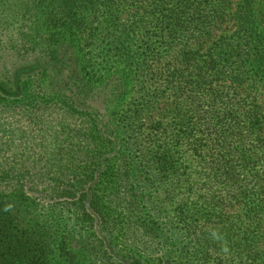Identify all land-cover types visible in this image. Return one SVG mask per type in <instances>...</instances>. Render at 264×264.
<instances>
[{
  "label": "trees",
  "instance_id": "obj_1",
  "mask_svg": "<svg viewBox=\"0 0 264 264\" xmlns=\"http://www.w3.org/2000/svg\"><path fill=\"white\" fill-rule=\"evenodd\" d=\"M134 1L0 0V15L10 19L0 24V158L6 155L0 163V264H195L212 255L222 263L230 253L238 261H264L263 179L257 187L205 183L204 208L185 205L177 213L194 247L155 224L147 185L121 144L144 111L140 104L150 108L166 93L180 97L191 88L206 90L210 104L202 136L211 146L204 151L246 158L240 150L253 138L264 153L260 104H235L210 90L230 76L258 100L253 89L264 80L259 0H159L155 7L167 31L186 41L157 65L136 55L138 31L125 27ZM228 12L238 29L205 48L200 39L207 40L211 24ZM147 26L138 27L144 55L151 51ZM100 98L102 106L96 105ZM197 104L194 96L187 100V106ZM121 108L129 110L124 131L116 119ZM178 117L184 123L182 112ZM15 122L25 126L11 131ZM6 132L9 139L1 136ZM163 146L166 174L171 166ZM222 167L226 173L211 172L238 180L232 162ZM255 195L261 200L252 207L247 199ZM32 214L36 222L25 228L22 218Z\"/></svg>",
  "mask_w": 264,
  "mask_h": 264
},
{
  "label": "rangeland",
  "instance_id": "obj_2",
  "mask_svg": "<svg viewBox=\"0 0 264 264\" xmlns=\"http://www.w3.org/2000/svg\"><path fill=\"white\" fill-rule=\"evenodd\" d=\"M136 4L128 8L130 21L125 23V27L129 30L138 31V35L133 40L134 50L137 56H144L147 58L149 65H157V60L162 59L166 62L168 56L173 49L180 50L184 47L186 40L179 38V35H171L168 27L163 24V16L156 8V4L159 0H135ZM2 6L0 7V11ZM211 14L212 11H209ZM153 16H156L153 18ZM10 20L8 17L0 15V24ZM162 21V22H161ZM217 21V22H216ZM221 20H215L214 24H211L212 33L204 41L205 48L213 45L224 34L228 35L236 31L237 25L234 18V13L228 12L225 16V20L220 23ZM256 24L260 32L264 34V3L259 0L256 6ZM143 24H147L149 29V35L152 36L150 40L151 51L144 55L142 46H146L143 37L139 34L138 27ZM207 30V29H206ZM225 35V36H226ZM264 36V35H263ZM196 45L193 43L191 46ZM91 48V47H90ZM157 68V67H155ZM250 82V81H248ZM251 88V87H250ZM243 89V88H242ZM238 88L235 81L230 76L222 77L219 81H216L210 90L216 91L221 95H226L231 99L233 103H239L244 101L246 105H256L258 102L260 107L263 108V114L258 118V126L264 128V80H261L253 91L257 94L258 100L254 101L253 96H248L246 91H242ZM104 90V87L100 86V91ZM251 92V95H254ZM206 90L194 91L191 88L186 89L180 97H175L173 94L166 93L157 101H155L150 108H143L142 115L130 126L128 132L121 135V144L124 146V150L129 157L132 158L139 167L142 180L144 179L147 185L148 193L152 197L151 206L154 211L155 224L162 227L166 235H174L177 232L183 237L187 243L195 246V240L192 237L183 234L184 227L179 223L177 213L182 207H186L190 210L193 206L198 208H204L203 197H201V190L205 183L213 184L218 183L224 185L225 183H237V187H257L259 179L264 180V153L260 152L261 148L257 149L255 146L259 145V141L256 139H249L240 151H246L247 156L243 158V155L235 157L223 156L224 153L218 152V154H209V151H204L211 146L208 145L210 141L204 139L202 136L204 116L210 109V104L205 97ZM190 96H194L198 104L196 107L187 106V100ZM102 98H100L96 105H100ZM102 106V105H100ZM132 109H135V106ZM114 110V108H112ZM124 108L120 109L116 115L117 122L120 125H124L126 120L127 110L123 113ZM182 112L185 116L184 123L180 124L179 113ZM15 121V120H14ZM21 123V122H20ZM25 126L23 124H17L16 122L9 126L11 131H14L16 126ZM191 134V136H189ZM17 135V134H13ZM2 137L9 139L11 137L10 132L2 133ZM174 136L179 137L178 139ZM11 141H16L11 139ZM165 143L168 148L162 147V151L168 157L171 167H166L168 172L164 174L162 172V166L160 161H163V153L159 152L160 146ZM197 145H201L202 148L198 151ZM208 145V146H207ZM129 147V149H128ZM192 149H195L193 152ZM4 155V154H3ZM6 156V155H5ZM0 158V163L2 159ZM226 162H232L234 165V176L238 180L229 181L224 177H218L215 173L227 171L224 164ZM211 164L216 165V169H211ZM221 166V168H219ZM43 203L46 202V198L40 199ZM254 205L260 203L261 197L258 195L252 196L247 199ZM39 212H41L39 210ZM35 215L32 214L25 219L22 218V224L25 228L31 227L36 221H34ZM70 228L75 234L79 233L75 220L65 215ZM202 220L198 222V227L202 225ZM259 240V239H258ZM259 247L261 252L264 253V243L259 240ZM232 253L221 257L222 263H219L217 256L194 261L195 264H264V261H257L252 263L250 259L238 261L235 255ZM264 256V255H263ZM200 257V256H199ZM235 257V259H234ZM196 258L194 255L190 260ZM189 264V263H186Z\"/></svg>",
  "mask_w": 264,
  "mask_h": 264
}]
</instances>
